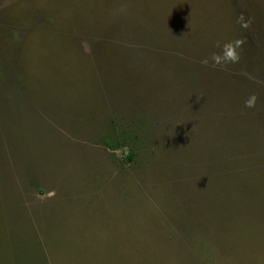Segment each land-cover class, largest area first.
Instances as JSON below:
<instances>
[{
	"label": "rangeland",
	"instance_id": "rangeland-1",
	"mask_svg": "<svg viewBox=\"0 0 264 264\" xmlns=\"http://www.w3.org/2000/svg\"><path fill=\"white\" fill-rule=\"evenodd\" d=\"M0 264H264V0H0Z\"/></svg>",
	"mask_w": 264,
	"mask_h": 264
},
{
	"label": "clouds",
	"instance_id": "clouds-1",
	"mask_svg": "<svg viewBox=\"0 0 264 264\" xmlns=\"http://www.w3.org/2000/svg\"><path fill=\"white\" fill-rule=\"evenodd\" d=\"M239 42H237L238 44ZM226 53H225V59L235 62L238 59V56L234 50V48L231 45L226 46ZM213 59L216 61V63L220 62L219 57H213ZM204 63H207V61H204ZM257 103V97L255 95H250L245 101H244V107L245 108H253L255 107Z\"/></svg>",
	"mask_w": 264,
	"mask_h": 264
},
{
	"label": "trees",
	"instance_id": "trees-1",
	"mask_svg": "<svg viewBox=\"0 0 264 264\" xmlns=\"http://www.w3.org/2000/svg\"><path fill=\"white\" fill-rule=\"evenodd\" d=\"M105 145L108 147V148H115L117 147V145H115V142H114V139H109L107 141H105ZM133 158V154L129 155L128 156V159L131 160Z\"/></svg>",
	"mask_w": 264,
	"mask_h": 264
}]
</instances>
